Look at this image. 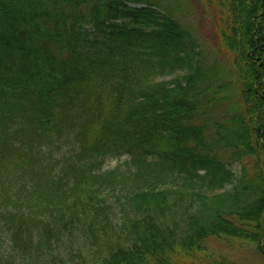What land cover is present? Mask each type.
I'll return each mask as SVG.
<instances>
[{"label":"trees","instance_id":"obj_1","mask_svg":"<svg viewBox=\"0 0 264 264\" xmlns=\"http://www.w3.org/2000/svg\"><path fill=\"white\" fill-rule=\"evenodd\" d=\"M201 2L213 44L175 0H0V219L27 264L65 240L99 257L60 264L264 260V0Z\"/></svg>","mask_w":264,"mask_h":264},{"label":"rangeland","instance_id":"obj_2","mask_svg":"<svg viewBox=\"0 0 264 264\" xmlns=\"http://www.w3.org/2000/svg\"><path fill=\"white\" fill-rule=\"evenodd\" d=\"M175 3L180 11H178L180 18L183 23L190 26L195 35L200 37L202 40H207L208 42L212 43L216 40V34L214 31V27L211 21L212 15L218 11L216 7H210L206 4H203L201 0H175ZM165 75L164 77H167ZM69 147L68 143L62 142L60 144L59 149H55V154L61 156L64 152L69 153L67 150ZM223 160L227 161L229 159V154L225 153L223 155ZM128 158L127 154L125 153H113L106 155L103 160L102 164L100 165V169L112 168L118 165L121 169H125V162ZM242 162L248 163V158L243 159ZM250 163V162H249ZM229 166L234 171L235 176H237L240 172L241 162L234 161L229 164ZM9 194L13 197H17V189L18 185L17 182L14 184L13 182V175L7 176V179L4 181L3 185ZM231 184L227 185V188H230ZM27 195L21 194L17 199H20V203L22 204L25 210H27ZM1 209H9L14 210L15 207L11 203H1ZM4 218L0 219V256L5 259L9 260L11 264H27L28 261L22 258V254L20 250L12 244L10 240V233L8 230L3 226L5 224ZM210 245L214 248H219L221 250L229 251L225 248L218 240L212 239L210 240ZM78 247H80V252H78ZM57 249L51 250L47 248L43 251L40 258H44L45 262H49V264H60L61 260L64 259H79L85 258L87 260H94L95 258L98 259L99 257V247L97 244H88L82 246L78 241L70 242L65 240ZM55 252L54 260L51 259V253ZM229 254L235 258L238 264H262L263 258L260 255L259 251L255 248V244H251L249 246H243L240 248L233 249L229 251Z\"/></svg>","mask_w":264,"mask_h":264}]
</instances>
